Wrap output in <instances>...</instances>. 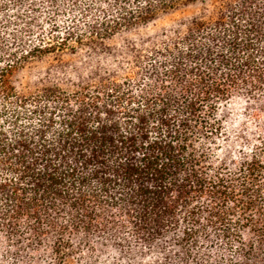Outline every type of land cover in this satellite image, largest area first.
<instances>
[{
    "label": "trees",
    "instance_id": "16d2710c",
    "mask_svg": "<svg viewBox=\"0 0 264 264\" xmlns=\"http://www.w3.org/2000/svg\"><path fill=\"white\" fill-rule=\"evenodd\" d=\"M0 264H264V0H0Z\"/></svg>",
    "mask_w": 264,
    "mask_h": 264
},
{
    "label": "rangeland",
    "instance_id": "374dc122",
    "mask_svg": "<svg viewBox=\"0 0 264 264\" xmlns=\"http://www.w3.org/2000/svg\"><path fill=\"white\" fill-rule=\"evenodd\" d=\"M194 8L189 7L184 10L176 11L173 13H169L166 15H163L161 18H159L153 25H150L147 29L146 32L148 33H153L154 31L159 30L162 27H165L167 24H169L173 19L180 15H187L189 14ZM119 41V40H117Z\"/></svg>",
    "mask_w": 264,
    "mask_h": 264
}]
</instances>
